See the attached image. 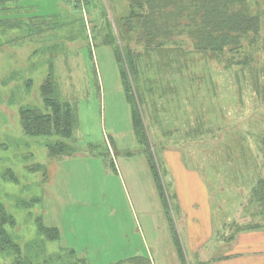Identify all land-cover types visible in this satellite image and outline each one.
<instances>
[{
	"label": "rangeland",
	"instance_id": "374dc122",
	"mask_svg": "<svg viewBox=\"0 0 264 264\" xmlns=\"http://www.w3.org/2000/svg\"><path fill=\"white\" fill-rule=\"evenodd\" d=\"M79 3L0 0V218L9 216L4 230L22 257L31 264H167L169 242L183 239L175 179L191 192L184 200H192L191 215L205 212L206 195L208 224L226 242L261 220L251 191L264 179V0H248L262 24L258 42L243 50L249 67L196 54L184 35L177 68L169 50L160 53L161 69L140 71L154 84L145 101L133 81L139 104L113 52L127 1ZM105 37L115 46L103 44ZM48 74L59 100L77 111L68 141L28 137L20 126L22 110L45 111L40 86ZM133 112L145 138L134 131ZM60 141L65 155L51 156L47 146ZM171 161L197 177L187 179ZM213 245L201 251L204 264L220 255ZM0 264H12V256L0 255Z\"/></svg>",
	"mask_w": 264,
	"mask_h": 264
},
{
	"label": "trees",
	"instance_id": "16d2710c",
	"mask_svg": "<svg viewBox=\"0 0 264 264\" xmlns=\"http://www.w3.org/2000/svg\"><path fill=\"white\" fill-rule=\"evenodd\" d=\"M90 1L85 0V3L88 4ZM126 1L129 14L115 22L116 37H118L116 41L119 40V47L114 44L115 38L109 40L105 37L103 44L115 46L113 52H116L114 53L116 62L120 68L129 70L131 85L133 87L135 80V88L138 87L140 99L143 96V101H145L144 97H150L154 84L142 81L140 71L145 68L161 69L160 53L165 51L169 53V50L173 52L168 57L171 59L170 64L173 68H177L178 56L183 57L185 54L181 42L177 40L184 35L191 40V49L196 54L203 56L211 54L215 57L226 55L227 67L247 68L251 65L250 56L244 54L243 50L258 42L262 24L259 13H251L248 0ZM252 1L257 4V0ZM133 46H138L141 51L134 50ZM175 54L178 56L176 57ZM120 78L127 87L128 75L123 69L120 72ZM133 91L136 94L134 87ZM40 97L45 111L26 109L19 113L20 126L24 135L28 137L55 136L60 140H71L78 124L77 111L59 100L51 74L46 76L40 86ZM135 99L139 104L137 94ZM132 122L136 135L144 137L138 113L133 112ZM47 148L51 156L65 155L66 145L61 141ZM251 195L255 209H260L257 215L261 220L249 223L247 228L241 231L264 228V179L256 181L252 186ZM8 217L3 215L0 218L2 221L0 222V255L10 254L12 264H31L27 258L22 257L20 248L7 237L4 227L7 225Z\"/></svg>",
	"mask_w": 264,
	"mask_h": 264
},
{
	"label": "crops",
	"instance_id": "0c3cea01",
	"mask_svg": "<svg viewBox=\"0 0 264 264\" xmlns=\"http://www.w3.org/2000/svg\"><path fill=\"white\" fill-rule=\"evenodd\" d=\"M172 163H175L178 170L185 171L184 166L178 165L179 161L169 162L170 165H172ZM185 173L184 176L187 179L196 176L192 171H185ZM184 187H186L187 190H184ZM173 191L175 200L182 211L181 218L184 225L182 227L183 239L181 235L178 234V237L174 235L173 241L169 242V258L167 264H192V262L193 264H204L206 261L203 259L204 257H201V251L209 243L214 244L212 249H218L220 252L219 257L214 259L216 260L214 264H264V228L248 231L238 230L233 234L229 242H226L223 238H220L218 234H215L213 224H208L210 212L209 206L206 203V195L204 197L205 203L202 208L205 212L200 213V211H198L199 214L191 215L189 211L192 200L189 205L184 201L188 199L191 193L188 191L185 180L182 183V187L180 180H173ZM188 216L193 218V222H189ZM201 220H203V223H201ZM211 232L214 233L212 237ZM173 234L176 233L172 228V235ZM223 241L228 244L226 249L224 246L221 247V245H225ZM224 249L226 250L225 252L222 251ZM119 264H149V260L135 259L129 263L122 262Z\"/></svg>",
	"mask_w": 264,
	"mask_h": 264
},
{
	"label": "built area",
	"instance_id": "2783aa9c",
	"mask_svg": "<svg viewBox=\"0 0 264 264\" xmlns=\"http://www.w3.org/2000/svg\"><path fill=\"white\" fill-rule=\"evenodd\" d=\"M73 1H74V2H80V3H83V4H84V1H85V0H73ZM80 3H79V4H80Z\"/></svg>",
	"mask_w": 264,
	"mask_h": 264
}]
</instances>
